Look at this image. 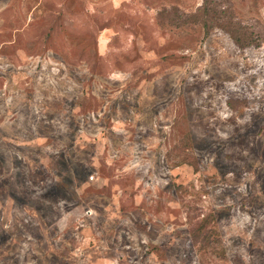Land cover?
<instances>
[{
	"label": "rangeland",
	"instance_id": "374dc122",
	"mask_svg": "<svg viewBox=\"0 0 264 264\" xmlns=\"http://www.w3.org/2000/svg\"><path fill=\"white\" fill-rule=\"evenodd\" d=\"M0 264H264V0H0Z\"/></svg>",
	"mask_w": 264,
	"mask_h": 264
}]
</instances>
